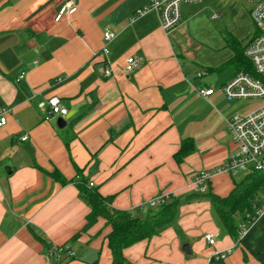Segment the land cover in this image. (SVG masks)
<instances>
[{
	"label": "crops",
	"instance_id": "crops-1",
	"mask_svg": "<svg viewBox=\"0 0 264 264\" xmlns=\"http://www.w3.org/2000/svg\"><path fill=\"white\" fill-rule=\"evenodd\" d=\"M66 1L0 0V110L8 118L0 129V264H53V245L76 254L62 264L113 263L106 220L84 230L91 208L74 183L78 169L135 216L156 210L146 203L157 197L179 201L177 222L125 248V264H208L229 248L221 264H264V217L236 239L210 198L227 196L253 169L214 175L204 194L193 185L196 174L229 162L226 120L261 104L221 89L239 74L227 38L246 47L256 31L251 3H185L181 22L165 31L150 0H75L76 10L57 20ZM106 30L116 37L104 55ZM131 56L139 66L125 73ZM105 60L115 77L98 72ZM201 88L214 93L203 97ZM54 96L68 108L63 128L40 108ZM185 141L194 147L179 158Z\"/></svg>",
	"mask_w": 264,
	"mask_h": 264
},
{
	"label": "built area",
	"instance_id": "built-area-1",
	"mask_svg": "<svg viewBox=\"0 0 264 264\" xmlns=\"http://www.w3.org/2000/svg\"><path fill=\"white\" fill-rule=\"evenodd\" d=\"M203 0H150L148 8L157 12L160 24L163 30L170 31L175 28L182 20V5L185 3H198ZM251 3L250 16L255 23L256 31L248 40L245 54L252 61L256 75L251 73H239L222 87L223 93L230 99H260L261 104L253 111L245 114H234L227 121V130L234 143L235 150L231 154L229 162L221 167L212 170L201 171L193 179V185L199 193H207L210 179L223 172H228L231 168L238 165H248L253 170L264 174V0H247ZM77 8L75 0H67L60 8L57 20L64 14H71ZM217 17V15H215ZM116 37L111 30L104 32L105 45L102 53H109V43ZM139 66V60L136 57H128L125 73H131ZM98 72L104 77H115L116 73L111 64L105 60L98 66ZM24 73L19 78H23ZM203 76V73H199ZM203 97H208L214 93L213 88H201L199 90ZM40 108L47 109L54 116L65 117L68 114V108L63 106L59 97H51L47 101L40 103ZM5 109L0 110V129L8 123ZM27 135L22 137L26 140ZM90 186L94 183L90 182ZM173 195H164L152 199L146 203L149 208H156L166 203ZM255 217L252 221L241 223L239 238H242L249 227L257 220L264 217V186L254 203ZM205 240L210 244L216 243L213 233H206ZM232 252V248L217 251L213 260L208 264H221ZM53 264H62L65 256H75V252L68 245H53L50 248Z\"/></svg>",
	"mask_w": 264,
	"mask_h": 264
},
{
	"label": "trees",
	"instance_id": "trees-1",
	"mask_svg": "<svg viewBox=\"0 0 264 264\" xmlns=\"http://www.w3.org/2000/svg\"><path fill=\"white\" fill-rule=\"evenodd\" d=\"M227 43L235 52L231 63L237 67V73L256 75L252 61L245 54L246 47H242L234 37H228ZM193 147L192 141H185V145L177 153V157L182 158L190 153ZM78 172L79 178L74 180V183L79 189L81 197L91 208L84 230L93 226L100 218H104L107 225L111 226L106 240L113 255L112 264H125V248L147 240L177 222L179 201L173 197L156 207V210L149 211L144 216H135L129 211L114 208L112 198L105 197L98 187L90 186V182L82 175V171L78 169ZM51 174L61 183H67L59 171L55 170ZM263 186L264 174L253 170L242 182L237 183L227 196L210 195L219 217L232 237L239 239L241 223H247L254 219L256 215L254 203ZM239 219L241 220L240 224Z\"/></svg>",
	"mask_w": 264,
	"mask_h": 264
},
{
	"label": "water",
	"instance_id": "water-1",
	"mask_svg": "<svg viewBox=\"0 0 264 264\" xmlns=\"http://www.w3.org/2000/svg\"><path fill=\"white\" fill-rule=\"evenodd\" d=\"M57 124H58V126L60 127V128H63V127H65L66 126V121L64 120V118H62V117H60L59 119H58V122H57ZM188 244H186L185 246H184V249H188Z\"/></svg>",
	"mask_w": 264,
	"mask_h": 264
}]
</instances>
